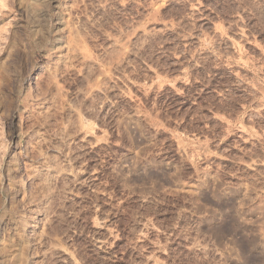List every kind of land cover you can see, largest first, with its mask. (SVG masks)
<instances>
[{
  "label": "rangeland",
  "instance_id": "rangeland-1",
  "mask_svg": "<svg viewBox=\"0 0 264 264\" xmlns=\"http://www.w3.org/2000/svg\"><path fill=\"white\" fill-rule=\"evenodd\" d=\"M0 264H264V0H0Z\"/></svg>",
  "mask_w": 264,
  "mask_h": 264
}]
</instances>
